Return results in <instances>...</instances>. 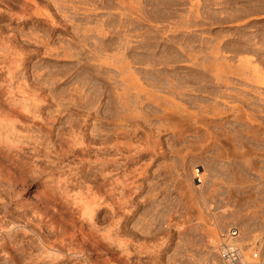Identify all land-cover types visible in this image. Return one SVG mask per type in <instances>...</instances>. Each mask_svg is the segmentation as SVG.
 Listing matches in <instances>:
<instances>
[{
  "label": "bare ground",
  "instance_id": "6f19581e",
  "mask_svg": "<svg viewBox=\"0 0 264 264\" xmlns=\"http://www.w3.org/2000/svg\"><path fill=\"white\" fill-rule=\"evenodd\" d=\"M172 1L0 0V19L12 20V16H16L21 23L34 20L36 25L42 24L50 32L69 34L67 40L54 47L47 41L37 40L38 37L32 38V34L26 41L19 40L14 33L3 32L0 27V155L19 169L28 159L37 162L36 167L60 169L57 176L52 174L55 178L48 176L45 180L57 186L63 183L62 193L68 202L87 215L86 223L96 230L92 233H99V237L95 235L98 241L94 235L93 238L97 243L100 239L106 252L138 251L143 255H157L168 248V216L173 213L168 207V197L171 187L177 184L173 176L178 168H190V179L194 181H188V188L200 197L212 196L211 191H203L202 185L197 184L203 182L205 173L193 163L200 162V156L211 146L216 147V139L220 145L230 144L238 150H251L253 144L264 150V131L257 134L252 125H264L263 118L257 117L264 112L261 103L264 93L259 88L233 86L236 82L228 76L235 73V68L250 65L253 68L247 67L254 74L249 76H253L254 81L258 79L262 86L264 59L259 67L252 62L256 60L254 55L245 54L252 49L240 44L224 46L219 41L220 34L216 35V40L198 37L189 28L193 24L189 23L190 19L199 18L200 1L191 4L188 13L178 10L184 9L189 0ZM11 2L19 4L17 12L13 11ZM175 18L174 24H186L183 30L186 34L179 31V26L170 31L185 34L182 37H163L162 27L152 24L167 22V25L168 20ZM76 19H80V23H76ZM31 40L33 42H29ZM29 43L34 44L30 45L35 51L27 48ZM41 48L57 58L53 60L55 63L65 65L52 70L56 65L51 60L53 65H44L42 68L46 70L42 74L29 73L26 60ZM241 53L244 55L236 58ZM74 69L80 71L72 78L70 71ZM240 71V77L245 80L247 74ZM71 78L73 83H70ZM141 81L150 88L138 84ZM68 82L57 96L52 95L57 107L59 104L66 109L78 105L86 108L102 95L106 98L99 137L88 138L85 120L81 124L66 123L54 133V120L43 112L49 101L45 91H54L56 84L62 86ZM87 82H93L92 90L85 94L82 90ZM46 86L50 87L45 89ZM185 131L196 138L187 139ZM165 135L168 136L163 139ZM212 138L214 143L209 144L207 141ZM37 158L43 159L38 161ZM1 166L0 264H73L83 253L78 243L80 238L74 233L66 236L65 229L61 227L63 232L54 222L34 224L38 219L29 214L26 217L17 214L16 219L6 217L10 208L2 195L8 194L11 188L8 180L12 181L14 168L10 171L8 166ZM9 171L8 178L5 175ZM139 198L146 202L140 213L141 231L128 234L125 226L142 206ZM97 200L103 203L102 224L98 229ZM205 207L214 208L211 204ZM81 218L84 220L83 216ZM85 235L82 233L80 237L83 239ZM247 238L248 241H240L258 249V244L254 243L257 237L248 234ZM214 255L211 259L218 258L217 254L213 258ZM214 261L212 264H216ZM216 262L221 264L219 258ZM260 264H264V256L260 257Z\"/></svg>",
  "mask_w": 264,
  "mask_h": 264
},
{
  "label": "rangeland",
  "instance_id": "374dc122",
  "mask_svg": "<svg viewBox=\"0 0 264 264\" xmlns=\"http://www.w3.org/2000/svg\"><path fill=\"white\" fill-rule=\"evenodd\" d=\"M171 1L168 0V2ZM196 1L197 0H192L191 2V0H189L188 3H186V6L188 8L185 6L186 8L184 7V9L182 10H177L180 12L188 13V11H190L191 9V4H195ZM199 1L201 5H199V18H194L196 23L193 19H190L191 23H189L190 25L193 24V27L194 23L195 25H197L194 28L191 26L189 28L194 30L195 34L201 38L207 37L216 40V35L220 34L219 41L221 40L220 43H222V45L224 46L228 45L229 47H231V45L234 46L235 44H240L246 47L248 46L249 50L252 49V52L244 53L248 56L252 55V57L254 55L253 59L256 60L252 59V62L255 64H259V67H261L262 63L260 61L264 59V0ZM1 5L2 3L0 4V9ZM12 5L14 6L13 11L15 12L18 9L19 4L12 3ZM168 8V10L171 11V7L168 6ZM207 10L209 13L206 12ZM204 16H206L207 19ZM12 17V20L9 18L0 19V27H2L3 32L14 33L19 40L26 41L28 40L27 36H29V34H32V38L35 39L36 37H38L36 38L37 40L47 41L50 46L52 45L55 47L57 44L69 38V34L63 32L51 31V33L49 29L44 25H36V23H34V20L27 23H21V20L18 21V19H16V16ZM200 18L205 19L201 20ZM174 21H176V18L175 20H168V26L166 25L167 22H154L152 24H156L158 26L160 25L162 27L163 30L160 32V34L162 35V33H165L162 35L163 37H166L167 35L169 37L171 35H176L178 37L184 36L186 33L183 30L186 28V24L179 23L177 25L176 23L174 24ZM209 21H212L211 25ZM75 22L80 23V19H76ZM177 26H179V31L182 30L185 33L184 35L180 34L181 32L178 33V31L175 33H172L170 31ZM144 29H148V26H146ZM47 34L49 35L47 36ZM29 42H33V40ZM30 44L33 43H29L27 45V48L29 50L35 51V48L33 47L34 44ZM257 48L259 49L257 50ZM244 53L238 54L236 58H238L239 55H244ZM54 59L57 58H55L54 55L44 53L43 48H41L38 53L26 60L27 71L32 74L44 72L46 68L42 67L46 64L48 67H51L49 65H53L52 62H54ZM234 64H236L237 66V63ZM55 65V68L51 67L52 70L60 69V67L65 64L57 62L55 63ZM247 66H244L245 68L243 67V65V68L239 66V69H237L238 67L235 68L236 71L235 69H232L233 72L235 71V73H230L231 75L228 76L230 79L235 80L234 82L238 83H235L236 85H231L236 87L247 86L248 89L259 88V90L264 93V85L261 86L262 83L258 84V79H255L254 81V79H252L253 76H249L251 74H254L251 69L253 67L250 66L251 68H249ZM261 69V71L264 73V67H261ZM240 70H244L245 72L243 71V74H247L245 77L249 78L252 81H248L249 79L247 78V80L245 79V81L242 77H240ZM79 71V69L70 71L73 73L71 77L73 78L74 75H76ZM166 73L168 74V70H166ZM236 78H239V81H236ZM73 81L74 79H72L70 83H73ZM92 83H85L83 87V90L85 91L82 90V93L85 92L86 94V92L88 93V91H91L92 88H90V86L92 85ZM138 84H140L142 87L150 88L143 81ZM67 85H69V82L67 84H63L62 86L56 84V88L54 91H45V95L48 96L49 101L47 103L48 107H45V111L43 112L46 113L45 115L54 120V133L57 132L58 128L65 127L66 123L73 122L76 124H81L83 123V120H85L86 122L84 123V125L85 129L87 130L86 135L88 136V138L99 137L102 133L100 122L102 105L106 98H103L102 95L98 99V101L94 102V104L90 105V107H86L87 109L81 108L79 105L67 109L63 105L59 104L57 107V103L53 102L54 98L52 95L56 94L57 96L62 87H66ZM74 85L76 86L77 82H75ZM49 87L50 86H46L45 89H48ZM88 87L89 90H86V88ZM50 97L52 98V100ZM261 103L263 104L262 106L264 108V102L262 101ZM257 117H259V119L263 118L261 120H264V112ZM255 124L257 123H252L253 127L256 128V133L261 134V132L264 131V125L258 127V125L256 126ZM167 136L168 135L163 136V139H166ZM184 136L190 140L196 138V135L192 134L190 131H185ZM55 139L56 136L53 137V141ZM215 141L216 147L211 146V149H209V151L204 152L200 156V158L198 159L200 162L195 161L193 163V165H196L197 168L201 171L204 170L205 173V178H202L203 182L197 184L202 185L201 188L203 189V191H211L213 194L212 196L203 195V197H200L194 190L188 188V181H191V183H193L194 181V178L190 179V168H186L185 170L178 168L177 174H174L173 176L177 184L171 187L170 195L168 197V207L171 208L173 212L170 217L168 216V248L160 254L153 255L151 253L143 255L138 251L136 253L130 252L129 254L106 252L101 245L102 243H100V239L97 243L98 238H96L95 235H98L99 237V233L93 234L92 232L95 229L92 230L89 226V223H86L87 215L81 213V211H79L73 204H71V202H68L66 196H64V194L62 193L61 186H63V183L59 182L60 184H58L57 186L55 182L45 180L46 177L53 176L52 174H54V176L60 174V169L46 168V166L43 167L40 165L36 167L37 162L32 163L33 160L28 159L26 161L27 164L22 165L24 168L21 167L20 171L19 168L10 165L5 156L0 155V163L3 164V167L7 168L6 166H8V170L10 171L11 168H14L15 170L17 169V171H14V169L12 170V176L10 175L12 181H10L11 179L8 180V182H11L8 183V186L10 184L11 187H8V194L2 195L4 197V200L7 202V206L10 208L6 211V217L12 216L11 218L16 219L19 215L22 217L32 215L31 217L34 218L35 216L36 221L38 219L37 223L33 222L34 224H38V222H43L42 224H47V222H54L55 225H58L57 227H62L65 229L64 231L66 232H64L61 228L64 233H67L66 236L70 234L72 235V233H74L73 235H75L76 238H80L78 240L80 241L78 242L80 245H78L82 248L80 249L81 251H83V253H81V257L73 260V264H212L214 260V262L218 264V262H216L218 258L211 259L212 255H216V253L212 251H215L214 246H216L218 236L222 231L234 225L239 227L242 240H247L248 234H254L257 237L254 243L258 244L259 253L261 256H264V150H262L260 147H256L255 144L250 146L251 150H238V148H236V144V150L230 144H225L222 142L223 144L220 145V141H218L217 139ZM207 142L209 144H213L214 139H209ZM37 159L38 161H40L43 158ZM4 163L6 164L5 166ZM38 164H40V162H38ZM205 164L207 166H205ZM9 165L12 167H9ZM10 171L7 172L8 174L6 173L7 175H5L8 176V178ZM54 176L53 178H55ZM155 198L156 197H154V199ZM138 202L139 205L142 206L127 221V224L125 226V229L129 231L127 232L128 234H139L141 231L139 230L142 223V219H140V213L143 211L144 207H146V202H143L142 198H139ZM207 204L213 205L214 208L211 207L210 210L206 209L205 205ZM96 206L98 208V211H96V214H94L99 218V223L96 224L98 226H96L98 229L102 224V200H100V203L97 200ZM82 216L84 220H81ZM31 223L30 226H34ZM78 228L81 231H79ZM81 228L85 230L83 231ZM151 231L153 233L155 230L152 228ZM81 232L83 233V235L87 233V236H83V239L82 236L80 237V234H82ZM94 232H96V230ZM93 235L94 238L97 239V241L93 238ZM211 239H213L214 243H211ZM215 255L213 258H215ZM206 260L208 261L206 262Z\"/></svg>",
  "mask_w": 264,
  "mask_h": 264
},
{
  "label": "built area",
  "instance_id": "2783aa9c",
  "mask_svg": "<svg viewBox=\"0 0 264 264\" xmlns=\"http://www.w3.org/2000/svg\"><path fill=\"white\" fill-rule=\"evenodd\" d=\"M241 237V231L235 225L219 234L215 252L221 264H260L259 250L242 243Z\"/></svg>",
  "mask_w": 264,
  "mask_h": 264
}]
</instances>
